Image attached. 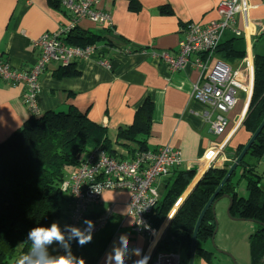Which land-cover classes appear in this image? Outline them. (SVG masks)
<instances>
[{"label":"crops","instance_id":"obj_1","mask_svg":"<svg viewBox=\"0 0 264 264\" xmlns=\"http://www.w3.org/2000/svg\"><path fill=\"white\" fill-rule=\"evenodd\" d=\"M219 1L136 0V8L133 9L130 0H99L98 7L112 15V28L105 29L87 18L78 20L75 28L101 35L95 43L109 66L101 65L95 56L69 66L75 70L72 74L60 73L64 69L57 62L50 64L39 76L38 105L41 113L75 106L91 121L104 127L111 149L124 159L131 158L140 146L156 149L168 144L179 149L181 162L155 182L156 188L157 184H164L165 194L178 171L195 169L197 172L204 164L206 155L232 131L234 118L246 106V90L252 86L251 42L255 35L264 34L260 33L264 29V0H240L233 15L232 27L240 31L247 26L250 28L249 44L243 35L233 34L229 29L223 32L220 40L221 43L234 35L239 38V42H244L246 49L243 57L226 61L246 90H240L243 92H239L234 106L225 113L228 123L220 134L212 131L205 117L208 107L191 97L192 85L198 79L199 69L187 64L183 69L173 71L163 59L152 54L154 51H167L176 55L178 42L186 26L191 23L206 24L217 19L216 6ZM70 20L69 12L53 3V0H0V57L16 69L31 66L39 55L34 40L44 32L66 27ZM127 48L129 51H125ZM215 58H220L218 52H215ZM22 90L23 83L13 85L0 80V141L30 117L29 110L22 102ZM134 122L141 128L134 131L136 140L129 143L130 148L135 146V151L130 155L129 147L116 140L118 131ZM250 136L251 133L243 124L234 128L224 147L225 156L220 155L222 158L216 164L228 168L234 160L235 150L244 145ZM227 149L230 153H227ZM254 159L250 161L256 162V172L260 174L259 187L264 191L261 184H264V150ZM235 170L232 179L237 183L236 190L244 181L242 192L245 194V179L240 169ZM236 175L238 178L235 180ZM66 195L67 201L60 216L61 230L67 221L69 209L70 196L68 192ZM163 196L160 195L157 206ZM128 198L129 194L124 189L103 191L102 204L96 206L94 211L98 213L111 206L112 213L105 228L111 229L112 235L94 264H106L107 255L112 253L114 245H119L121 235L128 239L129 251L125 264H141L148 247V237L133 231L134 217L127 212ZM166 214L164 211L158 218L162 220ZM253 223L247 241L249 235L259 227L256 222ZM55 246L56 243L49 247L51 255L55 252ZM134 249L139 250L138 255L133 252ZM196 253L199 252L195 250ZM189 255L190 252L185 253L183 259L181 254L178 264H181V260L188 264ZM258 262L264 264V256Z\"/></svg>","mask_w":264,"mask_h":264},{"label":"trees","instance_id":"obj_2","mask_svg":"<svg viewBox=\"0 0 264 264\" xmlns=\"http://www.w3.org/2000/svg\"><path fill=\"white\" fill-rule=\"evenodd\" d=\"M53 3L58 5L57 0H53ZM130 7L136 8V0H130ZM100 36L99 33L73 28L66 40L70 44L85 46L99 41ZM262 46L264 34L255 35L251 42L252 86L241 123L251 134L264 117V48L259 50ZM217 52L226 62L243 57L246 49L244 42L231 35L219 44ZM72 64H59L64 69L60 73H75L74 69L69 68ZM139 128L141 126L134 122L120 129L116 142L129 147V143L136 140L134 131ZM97 145L116 155L105 136L104 127L91 121L72 105L65 109L30 114L22 126L0 141V264H16L30 250L31 242L27 240L29 230L39 225L49 226L62 215L67 201L66 192L61 188V183L66 179L65 169L77 165L82 154ZM134 147H129L130 155L135 151ZM242 147L240 145L235 150L233 159ZM141 149L147 148L140 146L138 150ZM263 150L264 127L236 168L240 169L246 180L247 196L239 195L236 190L237 183L232 179L236 170L217 196L227 193L232 197L230 216L253 220L259 225L248 238L251 264L264 256V191L259 187L256 162L250 161L258 158ZM226 151L230 153L229 149ZM227 169V166L214 164L197 177L175 209L159 244L160 250L180 249L189 254L198 215ZM199 172L200 169L197 172L187 169L176 173L152 214L157 224L161 221L159 215L164 211L168 213ZM215 228V215L208 208L198 228L196 252L211 254L204 243L211 239ZM111 235V229L105 228L103 232L93 234L91 242L83 246L73 240V247L66 256H71L72 264L79 261L94 264Z\"/></svg>","mask_w":264,"mask_h":264},{"label":"built area","instance_id":"obj_3","mask_svg":"<svg viewBox=\"0 0 264 264\" xmlns=\"http://www.w3.org/2000/svg\"><path fill=\"white\" fill-rule=\"evenodd\" d=\"M57 1L59 6L69 12L70 23L62 29L44 32L34 40V44L39 48V55L31 66L16 69L0 57V80L13 85L23 83L22 102L33 115L41 112L38 105L39 76L53 62L67 66L95 56L101 65L109 66L107 59L100 55V48L96 43L85 46L70 44L66 36L75 28L78 20L83 18L105 29H111L113 26L111 13L98 7L99 0ZM239 1L220 0L216 6L217 19L206 24H188L178 42L176 55H171L167 51L152 52L154 56L163 59L170 70H181L187 64L199 69L198 79L192 85L191 97L208 107L205 117L216 134L224 132L228 123L225 113L234 106L240 90H246L236 79V72L232 70L230 64L215 58V52L225 30L229 29L236 35L241 34L248 44L250 42L251 33L248 26L243 31L232 27L233 15ZM125 51H129V48ZM246 91L248 101L251 86ZM246 107L247 103L242 113L234 118L232 131L242 123ZM232 131L206 155L196 177L216 164L222 158L220 155L225 156L224 147ZM180 162L181 151L168 144L156 149L136 150L131 158L125 159L109 154L101 145L91 147L82 154L71 177L61 183V188L70 196L67 221L62 231L65 225L83 229L86 227L84 220L93 222L92 235L104 230L112 213L111 206L98 213L94 209L102 204L101 198L105 189H124L129 194L128 214L134 217L132 229L148 237V247L141 264L143 260L145 264H178L180 260L178 250H160L159 244L175 209L195 180L158 224L152 214L160 198L155 182ZM72 246L73 240L70 241L69 249L56 244L53 256L65 257Z\"/></svg>","mask_w":264,"mask_h":264},{"label":"rangeland","instance_id":"obj_4","mask_svg":"<svg viewBox=\"0 0 264 264\" xmlns=\"http://www.w3.org/2000/svg\"><path fill=\"white\" fill-rule=\"evenodd\" d=\"M242 67V66H241ZM240 78V76H239ZM243 92V91H241ZM240 92V94H241ZM239 94V95H240ZM74 167L77 169V165ZM73 166H68L65 169V178L69 179L74 172ZM259 174V173H258ZM260 175V174H259ZM238 178L236 175L235 180ZM242 181V180H241ZM246 182V180H245ZM243 183L237 188L238 194L242 196H247V192L243 194ZM262 188H264V184ZM157 189L161 196L165 192V187L163 183L157 184ZM108 190V189H105ZM104 190V191H105ZM229 199L225 197H220L216 200L214 205V212L216 216V232L214 234L213 241L205 242L204 246L211 251V254L205 255L201 253H196L194 256V264H251L249 245L247 241V235L253 229L255 223L249 219H233L227 213ZM128 207V206H127ZM128 212V209H127ZM60 217L53 220L60 226ZM52 222V223H53ZM181 258H185V253L183 250L178 249ZM186 261L181 264H185ZM256 264H261L258 262Z\"/></svg>","mask_w":264,"mask_h":264},{"label":"clouds","instance_id":"obj_5","mask_svg":"<svg viewBox=\"0 0 264 264\" xmlns=\"http://www.w3.org/2000/svg\"><path fill=\"white\" fill-rule=\"evenodd\" d=\"M83 223L86 226L83 229L77 226L65 225L63 231L56 222L49 226L39 225L33 227L27 235V240L31 242L30 250L27 254L21 256L16 264H72L71 256H53L49 252V247L56 243L65 249H69L72 240H75L80 246L90 243L94 228L93 222L84 220ZM128 251V239L126 236L121 235L119 245H114L112 253L107 255L106 264H125ZM133 252L139 254L138 249H134ZM76 264H83V261L76 262ZM143 264H145L144 260Z\"/></svg>","mask_w":264,"mask_h":264},{"label":"water","instance_id":"obj_6","mask_svg":"<svg viewBox=\"0 0 264 264\" xmlns=\"http://www.w3.org/2000/svg\"><path fill=\"white\" fill-rule=\"evenodd\" d=\"M262 32H264V29L260 33H262ZM263 127H264V117L261 120V122L259 123V125L257 126V128L255 129V131L251 134V136L249 137L248 141L243 145V147L240 150L239 154L233 160V162L231 163V165L228 167L225 175L220 180V182L218 183V185L216 186V188L214 189V191L212 192V194L210 195V197L208 198V200L204 204L203 208L201 209V211H200V213L198 215V218L196 220V223H195V226H194V229H193V233H192L191 248H190L189 263L188 264H193L194 254H195V250H196L197 232H198L199 225H200V223H201V221L203 219V216H204L205 211L208 208H211L213 210V213H214V205H215L216 200L218 199L217 196H218L219 192L221 191L223 185L230 178L232 172L239 165V163L241 162V159L247 153V151L250 148L251 144L253 143V141L255 140V138L259 135V133L261 132V130L263 129ZM196 178L197 177H195L194 180H196ZM192 182H191V184H192ZM191 184L189 186H191ZM221 196L228 197V199H229V203H228V207H227V213L229 214V209H230V206L232 204V197L229 194H227V193H224ZM213 238H214V234L211 237V240L212 241H213Z\"/></svg>","mask_w":264,"mask_h":264}]
</instances>
